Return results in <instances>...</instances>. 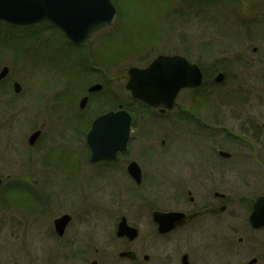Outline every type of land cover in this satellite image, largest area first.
<instances>
[{"label":"rangeland","instance_id":"1","mask_svg":"<svg viewBox=\"0 0 264 264\" xmlns=\"http://www.w3.org/2000/svg\"><path fill=\"white\" fill-rule=\"evenodd\" d=\"M117 2L119 18L110 27L94 33L81 49L70 47L65 36L53 27L31 24L8 28L0 24V69L7 65L10 70L0 81V176L5 179L13 175L24 178L26 183L40 179V188L46 195L40 199L39 234L35 213L17 211L18 207L11 214L4 213L6 181L0 187L1 263L52 264V221L64 213L71 216L67 229L71 236L65 238H73L74 247H121L113 219L119 213L140 230L130 247H137L144 240L152 241L146 236L150 220L147 214L150 208L172 207L171 191L166 186L171 169L211 167L215 163L221 168V176L231 182L235 236L244 240L235 242L234 237L236 252L222 253L221 239L210 241L213 249H204L208 238L195 234L193 237L202 241L205 264L212 257L221 264H247L256 257V264H264V232L247 231L246 215L241 213L242 205L247 213L253 200L264 195V136L260 141L249 142L247 132L250 125L262 132L264 123V0ZM11 46L16 48L13 53ZM158 54H179L191 62L197 61L205 73L199 91L183 90L177 98V103L192 117L189 122L181 123V116L175 111L164 115L147 113L125 90L127 69L143 67ZM84 55L90 57L86 58L90 74L80 77L84 79L80 85L90 80L104 86L91 94L86 108L80 110L82 90L77 83V98L71 104L78 119L74 126L72 122L62 123L64 118H72V112L55 107L48 96L55 93V88L71 87L72 78L84 74V70L70 64L72 60L77 65ZM103 72L106 74L100 75ZM218 72L224 75L220 83L213 81ZM15 81L21 87L16 95L12 92ZM117 99L135 109L138 127L143 128L146 136L142 140L137 129L135 134L140 140L132 142L128 154L140 159L142 153L151 150L144 145L148 140H152L158 152L155 164L143 169L139 187L132 182L133 187L123 175L120 181L114 178L117 183L108 185L112 174L107 171L104 176H97V169L85 159L87 148L81 132L87 125L79 123V116H94ZM59 101L70 104L65 97ZM58 110L64 118L58 116ZM229 126L239 136L235 141L222 139L223 129L228 130ZM36 128L43 129L42 136L34 148H29L27 137ZM214 135L220 141H213ZM162 139L164 144L159 146ZM43 142H55L58 147L44 146ZM218 150L230 153V158H219ZM202 155L206 157L203 160ZM26 193L14 186L10 203L17 204L25 198L21 203L36 207L37 212L36 201L26 197ZM146 247L148 254H152V249L166 251L167 246Z\"/></svg>","mask_w":264,"mask_h":264},{"label":"flooded vegetation","instance_id":"2","mask_svg":"<svg viewBox=\"0 0 264 264\" xmlns=\"http://www.w3.org/2000/svg\"><path fill=\"white\" fill-rule=\"evenodd\" d=\"M89 58L90 57H88V59ZM73 66L78 67V69L84 70V74L82 76L78 75V78L77 76H74L72 78L73 85H71V87H68V88L66 87V90H64L63 87L55 88L54 90L55 93L51 95L50 97L48 96V98H50V101L55 102V103H52V105L55 104V107L57 106L59 109H68L72 112V118H70V120L63 117V113L61 110H58L59 112L58 116L60 114L61 117L64 118V120H62V123L72 122L74 125V123L76 122L78 123V119H77L76 112H75L76 110H73L72 105H71L72 102L77 98L75 97L76 93L74 92L77 89V83L80 85L81 81L84 80L82 78L90 74V71L86 69L89 66L87 64L83 66H77L75 64ZM105 74L106 73L103 72L101 75H105ZM94 83H99L102 86L104 85V83L90 81V80L85 82L83 86L80 85L82 93L79 98V101L83 97H86L87 98L86 105H87L88 101H90L92 98L91 94L100 92L102 87L98 91L88 93L89 87ZM73 93H74V96L72 98ZM128 95L131 98V95L129 92H128ZM63 97L67 98L70 104L60 102L59 100H61ZM119 101H121V99ZM122 101L117 103L115 108H112V106H109L108 108H103L101 109V111H98V113H96L94 116L88 113H83L81 116H79V119H80L79 123L81 124L85 123V125H87L85 128V131L83 130L84 133L83 131L81 132V134L83 135L84 143L87 148L85 159L88 162L89 166L97 169L95 173L97 176H104L103 175L104 172H107V171L112 174L110 182L107 183L108 185L110 186L114 185L115 183H117L115 182L114 178H117V180L120 181L123 175V177L126 178L128 182L131 181V184L132 182H134L135 186L137 185L136 187H139V185L143 181V176H144L143 169L147 166H150L151 164H155L156 162L155 159L158 155V152L157 150L154 149L155 144L152 145V140H148V144L147 145L144 144V145L148 146L151 150H147L146 152L142 153V157L140 159L132 158L128 154L130 151L132 142H134L135 139L138 140L139 137H143L141 139L144 140L146 136L144 135L145 132L143 128L141 126L138 127L139 122L135 119V116H134L135 109L134 110L131 109L129 107V104L125 106V104ZM135 104L139 105V103L137 102H135ZM84 108H86V106ZM119 108L127 111L131 116V130H130L128 141L126 143V148L123 151H120V150L116 151L112 158H101L98 160H92V152L89 149V146L87 144V133L90 131L93 120L106 111H110V110L116 111ZM79 109L83 110L81 108ZM142 110H146V112H151V114L153 115L154 113L158 115H164L166 113L175 111L178 114V116H181V119H182L181 122H184L186 120L185 119L186 110H184V106H181L178 103H176V106L172 110L166 111V112H160L158 109L149 110V109H146L145 107H142ZM218 115H220L219 111H218V114H216V116L218 117ZM199 116H202V115L200 114ZM42 126H43V123H42ZM230 127L231 126L228 127V130H226V128L224 127L225 129L223 130L226 132L223 131L222 134L224 135V138L222 139H225L226 137V139L231 142V141H235L236 139H238L239 136L235 135L233 130L229 129ZM256 128L257 126L250 125V128L247 131L248 136H249L248 138L249 142H252L254 140L260 141V137L264 136V123L261 124L260 131L262 132H257ZM137 129H138L139 137L135 134V131H137ZM36 130H39L40 134L37 137L36 141L33 143V145H29L28 137L30 136L31 133H33ZM221 132L222 130H220L219 133ZM31 133L27 137L26 143H27V146H29V148H34L39 138L42 136L43 129L36 128ZM214 136L215 137L213 138L215 140L213 141H220V137L218 138V136L216 135ZM46 144L47 146L51 144H56L58 147V143H55V142H52L51 144H48L46 142L42 143V145L44 146H46ZM163 144H164V140L162 139L160 140L159 146H162ZM10 145L12 146L13 144L11 143ZM218 151H217V155H218ZM42 156L44 157L45 154H43ZM218 157L221 158L219 155ZM202 158L205 159L206 157L202 155L200 159ZM170 159H172V157ZM132 162L136 163V165L138 166L140 170V182L139 183H136V181L131 177V175L128 172V166ZM213 164L214 165L211 167L197 166V167H192V168H185V167L182 168L181 166H176V168L171 169L172 171L169 172V175L167 177L166 186H167V190L171 191L169 193V199L173 205L169 209H157V208L149 209V213L147 215H149L150 220H148L149 229H148V233H146V236H148V239H152V241H149V242L146 240H144L143 242L141 241L140 243H138L139 246L137 247L132 248L130 247V244L137 238V236L140 233V230L134 224L129 223L127 221L126 216L123 213L121 214L119 213L118 216H115L113 218L115 221V230H114L115 236L122 243V246L117 247V248H112L109 246L108 247L88 246L86 248L74 247L72 245L73 243L71 242L73 241L72 240L73 238L72 239H70V237L65 238L67 235L68 236L70 235L67 229L69 228L68 225L70 224L71 216L68 213H64L70 216V220L68 224L66 225L62 235H58L54 230V224H53L55 220L54 218L52 221V224H53V234L55 235V236L53 235V240H55L54 241L55 243L53 247L54 252H53V263L52 264H154V263L155 264L156 263L157 264H205L206 263L205 261L207 259L204 260V255H202L203 254V252L201 251L202 241H200V238L198 239L194 238L197 234H200V233L205 234L206 235L205 237L208 238V240L204 242L205 243L204 249L206 248L210 249V247L211 249H213L214 244H210V241H214L215 238H218L219 240L221 239L220 241L222 245L224 246L223 247L224 250H222V253H224V251L227 253L236 252V246H234L235 242H243L244 238L235 236L236 235V224H235L236 218H235V210L232 207L234 201L231 198V193L233 192L232 191L233 189H232L230 180L221 176L222 175L220 172L221 168L218 166H215V163ZM39 172H40V169H39ZM0 180H1L0 187L2 186L4 181H6L5 182V185H6L5 192L2 198L5 202V207H6L5 208L6 212L4 213L8 215V212H9L11 214L12 210L16 209L17 207L19 209V210L16 209L17 211L26 210L25 212H27L28 214L35 213L37 217L36 221L38 224V231L40 234V199L42 201L44 197L46 196L42 192L43 188H40V185H41L40 179H38L37 182H29V183L27 182L26 183V181H24V178H19V177L16 178V177H13V175H7L5 179L0 176ZM134 184H132V186ZM14 186H18L21 190L27 192L26 197L28 196V197H31L32 199L34 198L33 201H36V205L38 206L37 212L35 211L36 207H25L23 205L24 200H26L25 198H23L21 201H18L17 204L10 203L11 202L10 192L14 189ZM152 194L153 192L150 193L148 197H151ZM256 198L251 203L250 208L248 209L247 213H246V209H244V206L242 205L241 213L243 214V216L244 214L246 215L245 229L247 231L249 230L251 232H257V231L264 232V228L254 229L251 227V225L248 222V217H249L250 212L252 211V207H253V204ZM22 201L23 203H21ZM10 204H12V206ZM13 205L15 206V208H13ZM155 211L166 212V213L175 212V213H182L185 215H193V216L183 223H179V224L171 223L170 229L168 231L160 232L158 230L157 223L153 220V217H152V214ZM2 215L3 214L0 213V216ZM122 219H125L126 224L128 226L136 229V236L133 237L132 239H128L126 235L117 236L116 234L117 226H118V223ZM234 237H235V242H234ZM162 244L167 246L166 251H160L161 249L154 248L152 250H154L155 252L152 254L149 252L148 254L147 251L149 250L147 249L146 245H148V247L150 245H154L156 247H162ZM126 252L129 253L127 254L128 256H124V253ZM251 259H255L253 264L257 263L258 259L256 257H253ZM0 264H2L1 261H0ZM207 264H221V263H219L218 259L215 260V257H212L211 261L208 262Z\"/></svg>","mask_w":264,"mask_h":264},{"label":"water","instance_id":"3","mask_svg":"<svg viewBox=\"0 0 264 264\" xmlns=\"http://www.w3.org/2000/svg\"><path fill=\"white\" fill-rule=\"evenodd\" d=\"M116 16L117 10L112 0H0V20L15 25L46 22L60 29L75 44L88 41L94 31L110 26ZM8 71L7 66L2 67L0 80ZM127 74L125 88L130 91L132 97L153 108H160L161 111L173 108L181 89L198 87L203 79L199 67L179 55H158L147 67H131ZM223 77L224 75L219 73L214 81L221 82ZM100 88L101 85L94 84L88 91H97ZM13 91H20L18 82L13 83ZM86 101L87 98L83 97L79 107L84 108ZM129 131L130 115L124 110L109 111L98 116L87 134L92 160L112 158L116 151L124 150ZM39 134V130L33 132L28 137V144L33 145ZM219 154L229 157V153L224 151ZM128 172L139 183L140 170L136 163L129 164ZM192 216L157 211L152 214L160 232L168 231L171 223H183ZM69 220L70 216L67 214L54 220V230L58 235H62ZM249 223L256 229L264 227V196L258 197L254 202ZM116 234L132 239L136 236V229L128 226L125 219H122L118 223ZM127 254L129 253H124V256H128ZM254 261L255 259H252L248 264H253Z\"/></svg>","mask_w":264,"mask_h":264},{"label":"trees","instance_id":"4","mask_svg":"<svg viewBox=\"0 0 264 264\" xmlns=\"http://www.w3.org/2000/svg\"><path fill=\"white\" fill-rule=\"evenodd\" d=\"M114 1H115L116 4L118 3L117 0H114ZM70 45H71V44H70ZM71 46H73V45H71ZM11 47H12V46H11ZM78 48H80V47H78ZM15 49H16L15 47H12V48H11V52H12V51L15 52ZM12 53H13V52H12ZM14 61H15V59H14ZM13 63H14V62H13ZM196 63L200 66V64H199L197 61H196ZM200 67H201V66H200Z\"/></svg>","mask_w":264,"mask_h":264}]
</instances>
